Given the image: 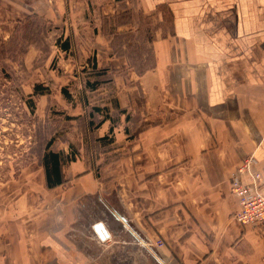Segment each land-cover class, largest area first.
I'll list each match as a JSON object with an SVG mask.
<instances>
[{
  "label": "crops",
  "instance_id": "0c3cea01",
  "mask_svg": "<svg viewBox=\"0 0 264 264\" xmlns=\"http://www.w3.org/2000/svg\"><path fill=\"white\" fill-rule=\"evenodd\" d=\"M28 32L26 102L45 113L41 78H54L84 127L47 143L59 180L44 152L32 196L46 207L11 205L21 225L1 240L4 264H98L69 243L96 195L143 250L138 238L163 242L165 264H264V226L238 222L231 193L252 158L264 194V0H0V46Z\"/></svg>",
  "mask_w": 264,
  "mask_h": 264
},
{
  "label": "rangeland",
  "instance_id": "374dc122",
  "mask_svg": "<svg viewBox=\"0 0 264 264\" xmlns=\"http://www.w3.org/2000/svg\"><path fill=\"white\" fill-rule=\"evenodd\" d=\"M145 22L150 26L153 21ZM148 28L151 30L153 27H146L145 30ZM35 35L28 32L21 38L15 40L13 38L10 46H0V264H4L1 240L4 242L5 238L16 239L19 236L17 229L21 225L18 220L19 209L18 207L14 209L11 205L23 203L37 205L39 209L46 207L41 199L37 196L33 199L32 195L40 181L39 173L44 169L41 164L42 156L44 152L48 154L52 149H49L47 143L56 140L59 136L68 139V134L73 138L75 134H80L76 129L84 127L83 120L80 119L82 115L76 120L73 117L74 114L82 111V105L76 102L79 103V109L75 110L72 107L68 110V103L72 99L67 98V94L61 91L57 92L59 86L56 89L51 84L54 78H41L46 80V84L51 86L53 92L47 104L40 103L41 110L45 107V113L35 114V111L31 110L34 104L28 105L26 102L25 88L30 90L35 80L30 77L35 71L22 68L21 62L23 53L35 40ZM16 36L18 37L19 34ZM129 37L132 40L137 39L141 47L144 46L143 39L147 38L134 34H130ZM42 44L47 48V52L53 45L47 40ZM76 142L80 141L76 140ZM57 147L54 145V149ZM80 147L73 145L72 150L81 149ZM96 196V199L91 197L84 205L81 204L79 222L76 226L78 231H71L70 245L74 244L77 249L85 248L98 264H165L159 254V250L163 248L160 240L148 242L138 238L144 246L143 250V247L133 241L129 230L123 231L122 223L114 218L107 204L100 201L99 195ZM102 221L113 229V237L119 240L118 243L112 238L108 240L110 236L105 239L100 237L95 225ZM7 224L11 227L9 226L8 231L4 232V226ZM9 228L12 229L11 233ZM124 241L127 243L124 244Z\"/></svg>",
  "mask_w": 264,
  "mask_h": 264
},
{
  "label": "built area",
  "instance_id": "2783aa9c",
  "mask_svg": "<svg viewBox=\"0 0 264 264\" xmlns=\"http://www.w3.org/2000/svg\"><path fill=\"white\" fill-rule=\"evenodd\" d=\"M237 174L231 182V193L237 198L238 205L234 217L250 228L264 226V194L260 189L262 173L253 168V159L247 158L239 166ZM243 174L249 176L250 184L241 181L239 176Z\"/></svg>",
  "mask_w": 264,
  "mask_h": 264
},
{
  "label": "trees",
  "instance_id": "16d2710c",
  "mask_svg": "<svg viewBox=\"0 0 264 264\" xmlns=\"http://www.w3.org/2000/svg\"><path fill=\"white\" fill-rule=\"evenodd\" d=\"M28 105L31 104V101L29 100ZM47 171V180L48 184L51 185L52 183V177L56 180H59L60 170H59V163H58V157L54 153H49L48 156H45V163H44Z\"/></svg>",
  "mask_w": 264,
  "mask_h": 264
},
{
  "label": "water",
  "instance_id": "95a60500",
  "mask_svg": "<svg viewBox=\"0 0 264 264\" xmlns=\"http://www.w3.org/2000/svg\"><path fill=\"white\" fill-rule=\"evenodd\" d=\"M115 217L117 220L121 219L124 222H126L125 218L122 216L120 217V215L119 216L115 215ZM106 227H107L106 223L104 222H99L95 225V230L100 234V237L103 239L108 238L110 236L109 231L107 230Z\"/></svg>",
  "mask_w": 264,
  "mask_h": 264
}]
</instances>
